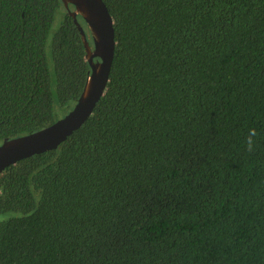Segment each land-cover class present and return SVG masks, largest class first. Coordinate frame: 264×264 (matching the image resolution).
<instances>
[{
  "label": "trees",
  "instance_id": "1",
  "mask_svg": "<svg viewBox=\"0 0 264 264\" xmlns=\"http://www.w3.org/2000/svg\"><path fill=\"white\" fill-rule=\"evenodd\" d=\"M103 2L104 94L0 172V264H264V0ZM88 72L61 0H0V142L52 124Z\"/></svg>",
  "mask_w": 264,
  "mask_h": 264
},
{
  "label": "water",
  "instance_id": "2",
  "mask_svg": "<svg viewBox=\"0 0 264 264\" xmlns=\"http://www.w3.org/2000/svg\"><path fill=\"white\" fill-rule=\"evenodd\" d=\"M85 48L89 72L73 106L52 124L0 142V172L17 161L56 148L78 129L104 94L113 59V21L103 0H61ZM81 17L90 32L78 22Z\"/></svg>",
  "mask_w": 264,
  "mask_h": 264
},
{
  "label": "clouds",
  "instance_id": "3",
  "mask_svg": "<svg viewBox=\"0 0 264 264\" xmlns=\"http://www.w3.org/2000/svg\"><path fill=\"white\" fill-rule=\"evenodd\" d=\"M258 133L255 128H249L247 135L245 137L244 143L246 146V151L249 153L253 152L256 146V137Z\"/></svg>",
  "mask_w": 264,
  "mask_h": 264
},
{
  "label": "rangeland",
  "instance_id": "4",
  "mask_svg": "<svg viewBox=\"0 0 264 264\" xmlns=\"http://www.w3.org/2000/svg\"><path fill=\"white\" fill-rule=\"evenodd\" d=\"M55 25H57V22H55ZM84 27V26H83ZM88 39L90 40V36L88 37Z\"/></svg>",
  "mask_w": 264,
  "mask_h": 264
}]
</instances>
